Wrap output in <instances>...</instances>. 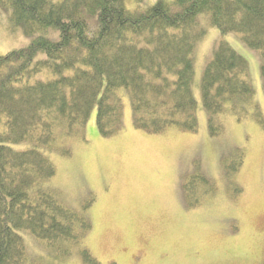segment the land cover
Instances as JSON below:
<instances>
[{"label": "trees", "instance_id": "obj_1", "mask_svg": "<svg viewBox=\"0 0 264 264\" xmlns=\"http://www.w3.org/2000/svg\"><path fill=\"white\" fill-rule=\"evenodd\" d=\"M0 5L10 9L12 29L37 34L0 56V264H57L75 253L83 264H100L82 246L91 228L86 209L92 199L81 209L63 203L47 185L56 173L47 153L69 155L66 140L83 136L94 106L99 133H117L123 116L119 89L128 94L134 127L196 132L191 84L193 51L204 33L201 14L221 34L238 33L259 53L264 85V0H156L143 11L127 9L124 0ZM50 28L57 40L47 37ZM248 73L247 60L221 40L200 80L211 135L223 131L219 114L241 118L247 109L264 128ZM241 164L240 155L227 173L234 175ZM181 192L184 203L194 206L215 195L216 186L195 169L183 178ZM22 231L45 244L48 260L30 255Z\"/></svg>", "mask_w": 264, "mask_h": 264}, {"label": "rangeland", "instance_id": "obj_2", "mask_svg": "<svg viewBox=\"0 0 264 264\" xmlns=\"http://www.w3.org/2000/svg\"><path fill=\"white\" fill-rule=\"evenodd\" d=\"M155 1L124 4L143 11ZM9 16L10 9L0 5V56L26 46L37 35L12 29ZM199 28L204 33L193 51L191 84L197 100L196 132L170 127L149 133L134 127L128 94L119 89L123 116L117 133H99L94 106L83 136L66 140L70 154L47 153L56 168L47 185L63 203L81 209L92 199L86 209L91 228L82 246L100 264H257L264 259V128L247 109L241 118L219 114L223 131L211 135L200 91L203 70L224 40L247 60L253 100L264 118L261 57L244 45L240 34H221L210 26L206 15H199ZM46 35L58 39L52 28ZM240 155V169L229 175L228 168ZM195 169L213 180L216 194L187 206L181 184ZM19 233L31 256L49 259L42 241L26 231ZM57 264L83 261L75 253Z\"/></svg>", "mask_w": 264, "mask_h": 264}, {"label": "flooded vegetation", "instance_id": "obj_3", "mask_svg": "<svg viewBox=\"0 0 264 264\" xmlns=\"http://www.w3.org/2000/svg\"><path fill=\"white\" fill-rule=\"evenodd\" d=\"M257 264H264V259H262L259 263Z\"/></svg>", "mask_w": 264, "mask_h": 264}]
</instances>
